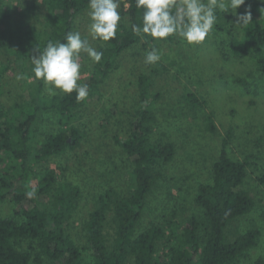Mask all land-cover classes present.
Here are the masks:
<instances>
[{
    "label": "trees",
    "instance_id": "obj_1",
    "mask_svg": "<svg viewBox=\"0 0 264 264\" xmlns=\"http://www.w3.org/2000/svg\"><path fill=\"white\" fill-rule=\"evenodd\" d=\"M8 2L0 0V52L13 57L25 83L21 101L8 108L0 105V203L11 205L9 216L0 213V264H236L247 258L260 232L254 226L244 233L233 229V223L251 212L254 200L245 189L250 162L234 161L227 154L231 129L226 131L212 165L211 182L197 187L194 202L202 211V221L191 216L182 222L172 215L167 233L156 224L137 233L148 194L163 176L161 166L171 162L175 154L172 143L151 141L152 113L160 97L152 86L167 70L159 63L138 76V102L128 132L123 138H115L131 164L129 194L113 188L100 194L85 223L88 254L77 246L67 227L81 195L79 186L58 182L53 169H44L30 178L32 168L80 146L85 134L77 126L78 110L100 99L101 85L122 52L141 43L154 48L172 42L176 36L156 40L135 34L132 26L141 24L142 9L136 0H121L115 39L102 42L97 49L103 52L101 62L78 81L88 85L87 100L78 102L75 92L46 96L43 81L34 78L31 58L42 53L49 41L64 42L66 34L74 32L75 20L88 9V0H41L46 16L40 29L16 23ZM260 8L256 2L241 6L240 15L249 11L251 21L242 26L243 33L233 40L231 50L236 58L251 57L264 76V19ZM228 24L227 13L217 12L212 32L227 33ZM6 68L0 65V76ZM236 82L245 89L250 87L243 80ZM259 86H264V80ZM182 98L189 111L207 105L193 92L186 94L184 90ZM47 119H53L55 129L42 133L40 138L37 127ZM205 122L214 134L212 113L206 115ZM29 192L34 195L29 197ZM25 240L29 249L20 250ZM161 242L165 247L158 252ZM252 264H264V260L258 258Z\"/></svg>",
    "mask_w": 264,
    "mask_h": 264
},
{
    "label": "rangeland",
    "instance_id": "obj_2",
    "mask_svg": "<svg viewBox=\"0 0 264 264\" xmlns=\"http://www.w3.org/2000/svg\"><path fill=\"white\" fill-rule=\"evenodd\" d=\"M245 2L261 5L264 19V0ZM7 6L16 23H27L38 29L43 26L46 12L41 0H9ZM241 6L235 13L229 9L227 33L211 32L197 46H189L176 36L172 42L154 47L161 54L158 63L167 70L152 86L160 97L152 113L151 141L172 143L175 154L171 162L161 166L163 176L148 194L137 233L151 224L162 226L167 233V222L172 215L182 222L191 216L202 221V211L194 202L197 187L211 182L212 165L226 131L231 129L227 154L234 161L248 159L250 162L245 189L254 200L251 212L233 223V229L244 233L254 226L260 232L256 246L248 252L247 258L236 264H252L258 258L264 260V182L260 181L264 179V86H259L264 76L257 71L251 57L236 58L232 54L233 40L243 33L242 26L236 24ZM88 13L89 9L77 16L74 32L79 31L82 37L88 38L97 50L103 43L91 39ZM152 49L141 43L121 53L101 85L100 99L91 100L78 110L77 126L85 134L80 146L40 162L31 171L30 178L44 169H53L58 182L68 181L79 186L81 195L67 231L85 254H88L85 223L99 195L110 188L129 194L131 164L115 138H123L128 132L138 102L135 82L140 74L148 73L154 66L144 62L146 53ZM80 63L82 79L93 71L95 64L84 53ZM0 65L7 67L0 76V105L8 108L22 100L25 80L13 57L4 52H0ZM236 80H243L250 87L245 89ZM184 90L186 94L193 92L202 97L206 107L189 111L182 98ZM43 94L52 96L44 83ZM57 94L61 95L59 90ZM208 113L214 117V134L206 127ZM54 129L53 119H47L38 125L37 134L41 138L42 133ZM0 213L9 216L11 205L0 203ZM164 247L161 242L158 252ZM28 249L29 242L25 240L20 250Z\"/></svg>",
    "mask_w": 264,
    "mask_h": 264
},
{
    "label": "clouds",
    "instance_id": "obj_3",
    "mask_svg": "<svg viewBox=\"0 0 264 264\" xmlns=\"http://www.w3.org/2000/svg\"><path fill=\"white\" fill-rule=\"evenodd\" d=\"M121 0H88L89 35L92 40L107 43L115 39L121 14ZM245 0H136L142 9L140 25H133L132 31L141 36L164 40L178 36L189 46L203 43L217 23V12L231 13L240 8ZM251 21V13L237 17V25ZM84 53L93 64L100 63L103 52L97 51L82 37L79 31L68 32L64 42L49 41L42 53L31 58L34 78L42 80L49 95L76 94L78 102L89 97L87 84L78 83L81 77V54ZM161 60L159 50L153 48L145 55L146 65H155ZM33 196V192L27 194Z\"/></svg>",
    "mask_w": 264,
    "mask_h": 264
}]
</instances>
